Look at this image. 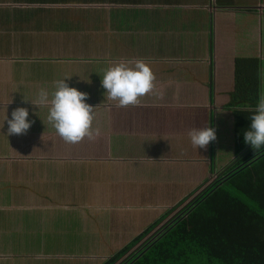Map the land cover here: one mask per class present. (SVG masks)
<instances>
[{
	"label": "crops",
	"instance_id": "0c3cea01",
	"mask_svg": "<svg viewBox=\"0 0 264 264\" xmlns=\"http://www.w3.org/2000/svg\"><path fill=\"white\" fill-rule=\"evenodd\" d=\"M93 7H0V264H102L236 154L264 95V0ZM122 59L156 76L139 105L106 99ZM65 77L87 93L93 140L66 143L31 102ZM19 107L31 127L9 135ZM204 127L216 140L196 148L187 133Z\"/></svg>",
	"mask_w": 264,
	"mask_h": 264
},
{
	"label": "trees",
	"instance_id": "16d2710c",
	"mask_svg": "<svg viewBox=\"0 0 264 264\" xmlns=\"http://www.w3.org/2000/svg\"><path fill=\"white\" fill-rule=\"evenodd\" d=\"M7 1L29 4L72 0ZM10 9L18 17L25 13ZM259 95V91L254 93L252 101L257 102ZM102 264H264V145L254 150L241 140L230 161L213 169L205 182Z\"/></svg>",
	"mask_w": 264,
	"mask_h": 264
},
{
	"label": "clouds",
	"instance_id": "9594fccd",
	"mask_svg": "<svg viewBox=\"0 0 264 264\" xmlns=\"http://www.w3.org/2000/svg\"><path fill=\"white\" fill-rule=\"evenodd\" d=\"M66 78L54 81L53 91L41 87L32 104L48 108V122L66 143L76 144L85 138L95 139L98 130H93V107L87 104V93L69 87ZM156 76L143 59L120 60L103 70L102 87L106 90V99L115 102L118 107L136 106L142 98L152 95L155 90ZM28 109L16 108L7 119L8 134H24L31 127L28 121ZM191 143L196 148H206L216 140L212 127L191 128L188 131ZM244 142L254 150L264 145V95L257 103L251 116L250 130L244 132Z\"/></svg>",
	"mask_w": 264,
	"mask_h": 264
},
{
	"label": "rangeland",
	"instance_id": "374dc122",
	"mask_svg": "<svg viewBox=\"0 0 264 264\" xmlns=\"http://www.w3.org/2000/svg\"><path fill=\"white\" fill-rule=\"evenodd\" d=\"M6 4H11V2H9V1H7V0H3V1H0V7L2 6V5H6ZM13 5V4H12ZM96 5V7H93L94 9L96 8V10H97V8H102V7H99V5H101V4H95ZM103 5H110L111 6V4L109 3V4H103ZM112 6H115V5H112ZM12 8H20V6H18V5H15V6H13ZM113 9H115V8H113ZM60 13H62V12H60ZM75 14H76V11L74 12ZM58 14V12H55V11H48L47 12V15L45 16V17H48V16H51V15H57ZM231 156H233V155H231ZM233 157H231L230 158V156H228L227 158H226V163L228 162V161H230L231 159H232ZM209 176V175H208ZM211 176V175H210ZM209 176V177H210Z\"/></svg>",
	"mask_w": 264,
	"mask_h": 264
}]
</instances>
